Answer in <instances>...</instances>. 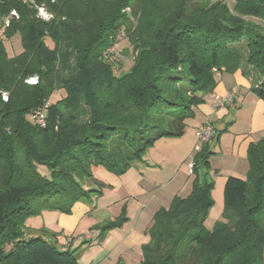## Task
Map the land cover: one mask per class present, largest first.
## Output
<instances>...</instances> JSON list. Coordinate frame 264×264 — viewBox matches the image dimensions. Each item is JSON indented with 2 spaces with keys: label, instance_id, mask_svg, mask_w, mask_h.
I'll list each match as a JSON object with an SVG mask.
<instances>
[{
  "label": "trees",
  "instance_id": "trees-1",
  "mask_svg": "<svg viewBox=\"0 0 264 264\" xmlns=\"http://www.w3.org/2000/svg\"><path fill=\"white\" fill-rule=\"evenodd\" d=\"M13 8L20 17L6 38L20 33L23 50L11 55L0 43V264H79L81 254L63 249L58 235L25 239L27 219L70 213L102 194L94 168L124 174L159 139L183 136L218 85L216 68L255 71L252 91L264 100V27L240 16L264 20V0H238V15L226 0H57L50 22L0 0V15ZM126 38L134 64L117 74L105 52ZM32 76L37 84L26 82ZM49 100L40 126L34 113ZM209 143L193 157L191 193L154 215L139 264H264V139L248 146L247 177L228 176L224 219L212 229L214 182L198 173L200 161L210 166ZM126 221L123 206L100 240Z\"/></svg>",
  "mask_w": 264,
  "mask_h": 264
},
{
  "label": "rangeland",
  "instance_id": "rangeland-1",
  "mask_svg": "<svg viewBox=\"0 0 264 264\" xmlns=\"http://www.w3.org/2000/svg\"><path fill=\"white\" fill-rule=\"evenodd\" d=\"M226 2L228 7L236 13L235 6L238 0H226ZM236 14L238 15V13ZM240 16L262 24L264 27V20L257 16L248 14ZM47 42L50 46H53L51 40L47 39ZM4 45L9 54L20 53L23 50L20 33H16L10 39L5 38ZM119 46L118 54L110 56V62L117 74L129 70L134 64L135 57L133 46L127 38L123 42H119ZM241 46V49L245 50V44H240L237 49H240ZM235 73L229 71L218 73V91L208 93L207 96L209 95V98L213 100L216 93L235 90L233 94L241 98L242 103L246 100V103L251 105L252 99L250 97L253 98V91L249 89L248 85L238 82ZM60 96H62V92L58 91L51 101ZM205 103L206 100L200 105ZM199 106L196 108V115L187 120L183 136L159 139L146 149L143 160L136 161L134 166L124 174L116 175L102 167L94 168L93 174L97 181L92 186L101 189L102 194L99 197L94 196L90 201L82 202L80 206H86V209H79V207L74 209L75 204L70 213L56 209H45L41 213L29 217L26 222L27 228L24 238L46 236L52 239L54 235H58L64 242L66 238L74 237L75 243H80L81 245H79L82 246L81 248L77 247L76 252L82 253V260H84L94 252H87L86 249L91 248L92 243L96 246L99 244L102 226L105 221L115 219L121 213L123 204L128 199H132L129 193L135 196L138 194L137 199L140 201L146 198L145 194H148L149 198L150 194L155 193L156 201L168 205V207L176 195L182 197L189 195L193 187V181L197 177L196 173L190 171V161L193 160V157L203 145V143L198 145L196 135V129L202 124L204 118L202 112H197ZM236 107L233 106L232 109L226 108L216 112V116L211 120V123H214L212 125H215L218 134L209 143L207 156L210 166L208 167L204 161H200L198 166L200 179L203 180L208 177L214 182L212 190L214 205L206 220L208 229H212L218 220L224 219L221 180L229 173H235V175L242 178H246L248 173L244 171L246 166L244 162L246 163L247 159H242L240 154H236L234 144L237 128L249 127V124H246L249 114L242 111L238 114L235 113ZM197 146H199V149H196ZM247 165L249 167V160ZM41 171L45 173L42 167ZM62 221H68L67 226H63ZM63 242L60 246L63 249H69L70 243L64 244ZM10 247L11 245H7V250ZM81 264L85 263L82 261Z\"/></svg>",
  "mask_w": 264,
  "mask_h": 264
},
{
  "label": "crops",
  "instance_id": "crops-1",
  "mask_svg": "<svg viewBox=\"0 0 264 264\" xmlns=\"http://www.w3.org/2000/svg\"><path fill=\"white\" fill-rule=\"evenodd\" d=\"M235 75L237 76L236 78L238 79V82L240 81L248 85L250 90H252V87L255 86L260 80L259 75L255 71H250L248 72V75H246L242 70H238L236 71ZM217 91L218 87H216L213 92ZM228 92L235 93V90H227L222 93H216L213 100L209 98V95H206V103L200 105L197 109V112H202V115L204 116V118L202 119V123L206 121L211 122V120L215 118L216 112L218 110H224L226 108L232 109L233 106H237L234 110V112L237 114L241 111L243 113H248L249 118H247L246 124H249V127L242 129L237 128L238 130L237 132H235L236 137L234 144V151L236 152V154H240L242 159H247L248 161L247 151L249 144L253 141L264 139V100L257 97L253 92V98L250 97V99H252L251 105L247 104L246 100L244 101V103H242L241 98L237 97L236 95H234V101L232 103H226L225 105L218 104L216 101V96H225ZM247 161L246 163L244 162V164L246 165L244 167L245 172H248L249 170ZM230 175H235V173H229V175L224 177L220 182L222 183L221 186H223V193L226 180ZM120 182L122 184L121 180ZM129 194L132 199H128L123 204V206H126L128 221H126L119 227L108 230L105 233V237L100 240L97 246L96 244L92 243L90 246L91 248L88 247L89 249H86L87 252L94 251L89 258L82 260L83 255L82 253H80L81 256L79 259V264H81L82 261L85 264H139L142 261L143 246L150 241L148 230L153 223L154 215L160 208L168 207V205L157 202L154 195L155 193L150 194L149 198L147 196L148 194H145L146 198L142 201L137 199L138 194L135 193L136 196L132 195V193ZM80 205H82V202L76 203L74 209L76 207H79V209H86V206ZM119 215L115 217V219L118 218ZM109 220H106L105 222ZM61 224L63 226H67L68 221H62ZM72 235L74 236V234ZM58 237L60 242L62 243V239L60 238V236ZM79 244L80 243H75L74 237H71L69 246L72 247L75 252L77 247H82L80 246L81 244Z\"/></svg>",
  "mask_w": 264,
  "mask_h": 264
},
{
  "label": "built area",
  "instance_id": "built-area-1",
  "mask_svg": "<svg viewBox=\"0 0 264 264\" xmlns=\"http://www.w3.org/2000/svg\"><path fill=\"white\" fill-rule=\"evenodd\" d=\"M26 5H29L33 8L35 12V16L44 22H50L56 18V14L51 9L52 3H55L57 0H17ZM20 17V14L17 9H11L10 11L0 15V43L4 42L6 38V31L10 28L12 22ZM125 31L120 33V37H125ZM120 50L119 42L113 44L106 52V56H112L114 54H118ZM217 74L222 73L223 70L215 69ZM29 84H37L38 76H32L26 80ZM2 98L4 101H7L9 98L8 92L2 93ZM216 101L218 104L225 105L226 103H232L234 101L233 92H228L225 96H216ZM51 105V101H47L43 106L39 107L34 113V120L40 126H46L47 124V111ZM216 128L212 125L210 121H206L202 123L196 129V135L198 137V145L202 143L210 142L216 136ZM199 149V146L196 147ZM194 161H190V171H193ZM71 242V238H66L63 242L64 244H68Z\"/></svg>",
  "mask_w": 264,
  "mask_h": 264
}]
</instances>
